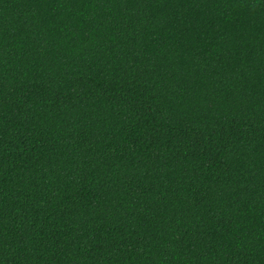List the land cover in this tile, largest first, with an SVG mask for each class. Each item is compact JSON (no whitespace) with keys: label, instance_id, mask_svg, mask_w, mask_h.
<instances>
[{"label":"trees","instance_id":"1","mask_svg":"<svg viewBox=\"0 0 264 264\" xmlns=\"http://www.w3.org/2000/svg\"><path fill=\"white\" fill-rule=\"evenodd\" d=\"M0 264H264V0H0Z\"/></svg>","mask_w":264,"mask_h":264}]
</instances>
